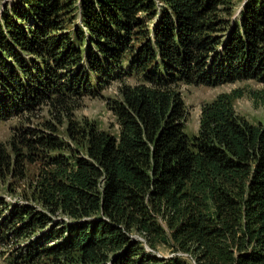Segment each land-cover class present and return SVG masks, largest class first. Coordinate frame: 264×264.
Segmentation results:
<instances>
[{
  "label": "trees",
  "instance_id": "16d2710c",
  "mask_svg": "<svg viewBox=\"0 0 264 264\" xmlns=\"http://www.w3.org/2000/svg\"><path fill=\"white\" fill-rule=\"evenodd\" d=\"M234 12L233 0L4 5L2 120L40 104L63 118L116 82L119 94L115 134L69 120L62 139L43 120L0 141V178L42 164L32 203L0 197V246H19L8 264H264V121L237 113L234 90L203 103L188 135L179 92L264 85V0ZM251 94L264 104V88Z\"/></svg>",
  "mask_w": 264,
  "mask_h": 264
},
{
  "label": "rangeland",
  "instance_id": "374dc122",
  "mask_svg": "<svg viewBox=\"0 0 264 264\" xmlns=\"http://www.w3.org/2000/svg\"><path fill=\"white\" fill-rule=\"evenodd\" d=\"M12 0H0V13L5 4ZM246 0H233V7L236 8L233 19L235 20L245 4ZM118 82L111 84L100 92L98 96H85L81 100V105L76 109L71 110V113L65 115L53 116L49 113L44 104L36 105L34 109H21L19 116H12L10 120H2L0 117V141L8 144L9 139L14 134L19 132V127H41V121L50 120L53 129L57 135L65 139V127L69 120L85 122V120L93 121L98 128L109 133L115 134L118 131L116 118L113 112L109 109L110 103L119 96L116 94ZM264 85L255 80L249 81H234L232 83H223L216 87L195 86L191 84H183L179 86V92L184 100L187 111L185 117V131L188 135L196 134L199 128L198 122L200 117V106L212 101L218 94L231 93L234 90L240 91V97L233 99V107L237 113L243 116L247 121L257 123L264 121V104L256 103L252 97L253 91H260ZM41 161L37 158L34 161L26 162L23 177H13L12 175L5 176V173L0 178V197L6 200L21 201L32 203L27 197L28 193L35 182L41 169ZM140 239V238H139ZM14 248H19L14 242H9L6 246H0V264H8L6 258L10 256V252ZM156 251V250H155ZM157 254L170 257L171 253L164 248H158ZM180 254V253H178Z\"/></svg>",
  "mask_w": 264,
  "mask_h": 264
}]
</instances>
